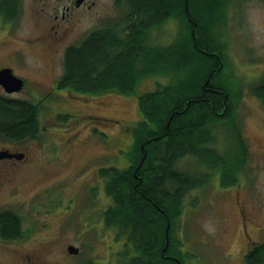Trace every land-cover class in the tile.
<instances>
[{
    "label": "trees",
    "instance_id": "16d2710c",
    "mask_svg": "<svg viewBox=\"0 0 264 264\" xmlns=\"http://www.w3.org/2000/svg\"><path fill=\"white\" fill-rule=\"evenodd\" d=\"M226 2L126 0L122 20L87 31L64 51L59 86L92 95L134 94L142 116L131 132L128 165L103 172L113 200L105 222L126 238L116 264H185L175 223L185 194L211 175L202 172L198 178L200 171L197 175L181 169L182 158L194 156L212 171L220 167L223 184H232L245 164L246 144L233 120L239 88L225 72L227 57L214 35ZM171 17L182 28L178 39L168 45L151 44L150 30ZM163 74L169 76L168 83L137 93L142 78ZM253 90L264 103V80ZM38 107L0 94V135L10 140L36 137ZM56 118L67 121L71 116L58 113ZM219 130L232 132V145L224 153L213 146ZM13 213L1 215L4 239L20 237ZM245 258L247 264H264V243Z\"/></svg>",
    "mask_w": 264,
    "mask_h": 264
},
{
    "label": "rangeland",
    "instance_id": "374dc122",
    "mask_svg": "<svg viewBox=\"0 0 264 264\" xmlns=\"http://www.w3.org/2000/svg\"><path fill=\"white\" fill-rule=\"evenodd\" d=\"M226 3L223 16L214 28V35L227 57L225 72L233 85L239 88L236 90L238 111H235L233 120L240 127L243 137H247L254 165L252 168L243 166V173L234 184L221 183L218 186L217 169H207L191 155L178 162L180 168L187 172L198 175L200 171L198 178L203 173L211 175L209 181L200 187L190 188L185 194L175 223V237L181 243L178 249L186 254L185 264H247L244 258L246 239L243 237V220L239 213L243 205L244 212L253 219L246 221L249 237L254 242L264 240V229H259L264 225V161L254 147L256 142L264 139V119L253 95V86L264 77V0H227ZM96 9L94 23L83 20V30L73 41L75 44L86 34L89 25L90 29H93V25L95 29L105 27L110 22L122 20L126 15L112 0H98ZM181 30L179 21L171 17L159 27H153L147 39L153 45H168L178 39ZM27 54L32 57L38 55L28 50ZM40 59L45 62L46 69L39 76L46 81L51 76L49 65L44 57L40 56ZM27 77L34 79V76ZM168 78L167 74L146 76L137 85L136 91H153L168 83ZM71 92L75 95H66L61 90L47 96L46 103L39 104V132L36 137L16 142L0 135V144L19 147L27 151L28 157L34 161L19 180L18 196H13L10 199L13 202L9 204L22 210L25 215L23 226L32 234L24 235L17 242L0 240V264H18L11 247L27 251L32 249L33 244H37L41 255L46 254L49 263L58 260L64 264L63 259L67 254L73 260L65 264H116L122 258L118 251L124 248L126 238L113 226L99 224V215L90 214L87 203L91 201L87 187L84 186L82 193H77L76 189L82 185L65 186L61 195L58 194L59 199L54 186L50 192L43 194L45 198L34 193L37 181L44 180L51 173H68L84 160L92 161L95 153L104 151L110 157L100 159L103 160L100 164L111 165L113 157L114 161L119 158L115 163L119 168H125L129 162L126 151L131 149V132L142 117L136 95ZM36 94L39 96L41 92L28 90L6 96L22 99L26 96L34 100ZM58 113L70 114L71 118L67 121L58 120ZM90 113L100 117V120L87 116ZM91 125L99 130L89 127ZM48 126L52 127L45 130L44 127ZM231 133L217 131L213 144L217 151L224 153L230 149L232 144L228 136ZM51 151L61 156L63 161L57 160L50 166L46 165L43 162L45 154ZM93 162L94 167L98 165L96 160ZM20 199L25 200L24 203ZM56 202H59V207ZM66 242L77 245L79 254L74 256L67 250L63 252Z\"/></svg>",
    "mask_w": 264,
    "mask_h": 264
},
{
    "label": "flooded vegetation",
    "instance_id": "af4514ba",
    "mask_svg": "<svg viewBox=\"0 0 264 264\" xmlns=\"http://www.w3.org/2000/svg\"><path fill=\"white\" fill-rule=\"evenodd\" d=\"M112 1L117 5L116 2L118 0ZM118 3L120 8H122V13L125 14L127 9L126 0H119ZM97 5L98 0H0V70H3V68H9L13 75L15 74L22 79V88L12 93H7L5 88L0 85V92L3 93L1 95H15L28 90L30 92L39 91L41 94L39 96L36 94V99L34 98V100H31L26 96L24 97L25 99H23H27L34 105L37 104L38 106L39 104L46 103V100L48 99L47 96L57 94V92L61 90H64L66 95L70 93L71 95H75V93H72L66 87L59 86V80L63 73V70L61 71L60 59L64 57V51L66 48L75 44L73 41L82 33L83 29L81 28V24L84 22L83 20H88L91 24L94 23V16L98 11L96 9ZM87 30H95L94 25L93 29H90L89 25L86 32ZM17 41L20 42L19 45H17ZM27 50L35 55L38 54L36 55L37 57L28 55ZM40 56L44 57L49 65L51 76L46 81L39 76L44 73L46 69L44 65L45 62L40 59ZM29 75L34 76V79H29L27 77ZM263 80L264 77L257 81L253 86V89L258 88ZM253 95L258 101V107L261 108V113H263L264 119L263 100L255 94V91ZM236 107L237 104L234 109L235 111L237 110ZM87 116H91L96 121L100 120V117L92 115L91 113ZM51 127L52 126H48L44 128H46L45 130H48V128ZM89 127L94 128V130H99L92 125ZM262 130L264 131V126L262 127ZM241 135L243 137L242 131ZM6 139L16 142L23 140ZM243 139L246 144L247 152L244 166H250L252 168L254 165L251 161L253 153L251 154L250 152L251 149L247 137H243ZM254 147L257 155L260 158H263L262 161H264V139L256 142ZM52 152L53 151L49 152L47 155L45 154V159L43 160L48 166L57 160V162L63 161L61 156H56V154H53ZM104 155L107 156L103 157ZM27 157V151L19 147L15 148L8 144H0V240L2 241L17 242L24 238V235L29 236L32 234L25 226H23L25 215L22 213V210L14 207V205H9L13 202H10V199H12L13 196H18L20 190L19 180L23 176L24 171L34 162L32 158ZM106 157L110 158L107 152L103 151V153H95L92 157V161L90 160L89 162L84 160L81 164L74 166L68 173L61 175L51 173L49 176H45V178H43L44 180L37 181L36 191L34 193L40 195L39 197L45 198L43 194L50 192L52 186H54L55 192H58L57 195H61L65 186L71 187L73 184L77 186L82 185L76 189L77 193H82L85 186L89 191V200L91 201V203H87L90 214L93 216L99 215L97 222L101 225H106L107 222H105L104 214L106 210L112 206L113 200L106 190L107 183L109 182L108 176L106 174L103 175V172L109 167L119 168L115 164L119 158L114 161L113 157L111 165H109V163L100 164V161H103L100 159H107ZM93 160L98 162V165L95 167ZM216 169L218 171L217 185L220 186L223 175L221 174L220 167H217ZM242 173L243 171L236 172L235 181L237 178H240ZM235 181L232 182V184H234ZM21 201L24 203L25 200ZM56 203L59 207V202ZM4 211L14 212L13 215L15 216V219L19 221L20 237L14 236L11 239H4L1 236L3 231L1 215ZM239 211L243 220V237L246 239L245 258L246 254L250 252L253 247L255 248L257 244L264 243V240L262 242H254V240L249 237L246 221L251 220L252 217L244 212L245 205L241 206ZM259 229L263 230L264 225ZM38 244L42 245L41 242H38ZM51 245L52 244L49 246ZM69 245L78 248V251L73 254L74 256L79 254L80 248L69 242L64 243L62 251L64 252L67 250ZM11 248L14 251L15 258L18 260V264H60L58 260H55L54 263L46 261V254H40L37 244H33L32 249L27 251L19 247ZM45 251H48V249ZM68 257H70L68 254L67 256L65 255L63 259L65 263H68L69 260H73Z\"/></svg>",
    "mask_w": 264,
    "mask_h": 264
},
{
    "label": "water",
    "instance_id": "95a60500",
    "mask_svg": "<svg viewBox=\"0 0 264 264\" xmlns=\"http://www.w3.org/2000/svg\"><path fill=\"white\" fill-rule=\"evenodd\" d=\"M0 85L5 88L7 93H12L22 88V79L15 74L13 75L9 68H3V70H0ZM67 251L71 254H75L78 248L69 245Z\"/></svg>",
    "mask_w": 264,
    "mask_h": 264
}]
</instances>
